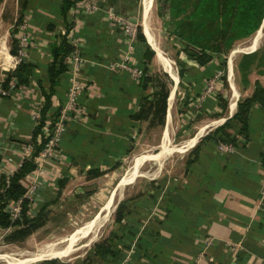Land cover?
<instances>
[{"label":"crops","instance_id":"crops-1","mask_svg":"<svg viewBox=\"0 0 264 264\" xmlns=\"http://www.w3.org/2000/svg\"><path fill=\"white\" fill-rule=\"evenodd\" d=\"M103 10L78 17V24L68 30L65 24L71 20L69 17H75L74 8L69 9L68 20L62 13L60 0L28 1L24 21L28 23L31 39L24 60L33 64L32 73L28 83L19 84L16 91L0 99V153L3 159L6 155L10 158L9 166L23 159L33 139L39 143L42 130L35 112H43L45 120L53 114L66 100L75 70L79 73L76 76L88 85L79 99L83 112L66 125L61 143L67 158L63 163L64 159L57 157L52 169L58 174L70 169H82L86 173L92 165L107 169L114 163L112 160L132 148L134 139L142 134L140 126L145 118L137 119L133 114L143 102L145 89L140 82L143 75L137 77L118 65L128 43L121 27L111 23ZM149 10L144 15L143 4L142 27L153 48L151 62L146 61V43L138 34L131 40V61L145 73V66L151 64L156 55L165 73L173 79L164 137L168 135L172 120L171 97L174 100L180 85L184 98H190L189 105L200 107L197 119L203 113H207V118L201 116V126L186 140L184 150L189 158L175 189L164 195L154 193L118 200L114 206L119 202L126 204V214L116 222L115 249L92 256V262L264 264V198L260 191L264 178V106L258 100L252 102L246 131H240L242 124L233 117L239 101L252 96L257 85L264 86V72L253 70L243 75L229 59L223 64L225 58L219 55L205 65L189 60L191 67L183 66L182 74L175 69L177 78L161 61L156 45L148 37L146 17L149 18ZM64 38L73 48L64 56L65 69L53 82L50 77L54 59L52 45L60 44ZM0 40V60L7 66L14 53L10 52L5 40ZM259 43L254 48L247 44L241 50L256 52ZM17 46L19 48V43L16 51ZM77 50L84 59L81 65L75 64L73 58ZM47 93L51 96L43 109ZM232 104H235L233 108ZM228 120L233 121L234 127L230 128L229 138L224 139L219 128ZM133 122L136 127L132 126ZM221 140L233 141L234 149H220ZM91 259L80 264H88ZM55 264L75 263L57 261Z\"/></svg>","mask_w":264,"mask_h":264},{"label":"rangeland","instance_id":"rangeland-1","mask_svg":"<svg viewBox=\"0 0 264 264\" xmlns=\"http://www.w3.org/2000/svg\"><path fill=\"white\" fill-rule=\"evenodd\" d=\"M28 1L0 0V39L6 41L10 52L14 54L18 53V46L16 51V45H18L20 32L22 33L23 31V28L20 26L25 22L24 20L27 16L25 8ZM36 1L41 3L46 2V0ZM60 1L62 3V0ZM104 3L105 5H103ZM78 5L82 7V11L76 12L75 17L72 18L71 16V18L69 17L71 20H69V9L75 8ZM193 8L194 6H190V4L187 7L188 11H192ZM69 9L65 15V18L69 20L65 24L68 30L73 24H78L77 21L80 20L78 17L104 9L105 17L114 25L118 26V23L111 17L110 13L125 19H131L137 25V34L143 33V0H103V3H101V0H72ZM260 11L264 17V6ZM149 19L159 45L165 54L172 58L174 61L173 65L176 69L181 70L183 66L187 68L191 67L188 64V61L191 59L188 58L186 52L181 51L187 44L185 38H189L188 35L190 34L188 33L191 30L177 26L176 20L172 16L171 6L168 0H153L149 10ZM256 30L249 35L235 38L232 48L225 49L221 54L220 52H214L213 58H218L219 55H223L225 59H229L230 64L234 63L243 75L253 70L264 72V25L258 50L252 53H246L241 50L247 44H250ZM180 31H187L188 35L185 34V38H183L180 35ZM118 32L120 33L121 30H118ZM237 48H239L237 51H233V49ZM152 56L153 53L148 54L145 57L146 61L151 62ZM227 63L228 61L225 62V64ZM5 67L6 64L0 60V84L7 87L12 78L9 79L7 84H5V79L8 73L16 66ZM146 73H148V76ZM145 75L147 79H143ZM180 78L183 81V78ZM140 82L148 85L146 90L143 91V102L138 110L142 116L141 118H145L144 120L142 119L140 126L143 132L138 138L134 139L135 143L133 147L131 146L132 148L127 149L126 153L121 155L117 160H112L114 163L107 169L101 168L103 171L100 174L93 176L88 173L93 165L86 169V173L82 169H70L69 172L64 171L58 174L57 170L52 168L58 160L57 157H61L60 159L63 158L64 161L62 162L65 163L67 155L63 149L62 151H58V154H53L52 156L42 155V158L38 162L33 157V159H29L35 163V167L26 175L25 183L34 187L35 190L30 193L31 198L29 199L31 201L29 202L28 214L31 216L37 215L39 209L42 208L40 212L41 218L39 220L43 222L32 233L20 240H11L8 238L9 233L17 225L0 227V264L11 263L6 258L8 254L18 255L20 257L44 248L64 245L69 241V238L74 237L84 226H91L95 222L96 225L94 224V227H92L93 231L90 230L85 235L82 234L78 239L79 241H75L77 246L75 250L67 255L56 257V261L62 263L72 261V263L80 264L84 260L91 259L92 256L96 257L98 254L111 252L115 249L117 237L116 215L121 211L122 207L121 205L119 208L118 205L116 207L114 206L118 200L132 199L139 195L148 196L154 193L164 195V193H171L175 189L183 176V172H185L186 161L189 158V154L187 155L186 150H184L186 140L201 126L203 119V117L201 119V116L207 118V113H200V119H197L200 107L193 104L189 105L190 98L189 96L188 98H184V89L180 85L173 100L172 120L170 122L169 132L164 137L165 114L160 109V105L162 104L160 91L165 85L171 87L173 79L165 73L162 64L155 55L152 63L147 66ZM19 84L20 86L23 85V83ZM20 86H17L13 92ZM50 96L48 97L46 95V100L42 103L43 109L47 107ZM223 102L226 105L225 99ZM57 110L58 108L47 118L48 120H52L50 125L54 124ZM41 114L44 116L43 112ZM44 119L42 117L38 120L39 123L41 121L43 124ZM135 123L133 122V127L137 126ZM39 129L42 130V127ZM32 143V155L38 154L42 146L45 145V141L38 144L35 139H33ZM62 145L64 144L60 140L58 147L63 148ZM145 152V159L140 165L138 173L134 174L132 179L123 181L122 179L126 175L131 174L133 168H136L140 154H144ZM5 159L7 161L4 167L8 166V160L10 158L6 155ZM15 164L16 162H12L11 166ZM1 169L0 173H2ZM119 191L121 192L119 193ZM108 201H110L109 206H107ZM100 221L101 223H99ZM48 259L50 258L37 259L21 264H45L48 262ZM91 261L93 260L91 259Z\"/></svg>","mask_w":264,"mask_h":264},{"label":"trees","instance_id":"trees-1","mask_svg":"<svg viewBox=\"0 0 264 264\" xmlns=\"http://www.w3.org/2000/svg\"><path fill=\"white\" fill-rule=\"evenodd\" d=\"M71 1L72 0H62L61 8L64 15H66ZM168 3L171 6L172 16L174 20H176L177 26L179 28L191 30L188 33L190 35L187 34V31H180V35L183 38H185V34L189 37L185 38L187 44L181 51L186 52L189 59L199 64H207L213 58L214 52H220L221 54L225 49L232 48L235 38L249 35L255 29L258 30L264 18L263 14L260 13L261 8L264 6V0H168ZM189 4L190 6H194L192 11H188L187 9ZM192 28L197 31H193ZM138 37L146 43L147 55L152 54L153 49L147 43L144 33H139ZM72 48V45L66 38H64L60 44L54 43L52 45L54 59L50 65V77L53 82L55 81V76L65 69L64 56ZM225 62L226 59L223 61V64H225ZM32 68L33 64L31 62L25 60L21 61L8 73L5 84L14 76H16L19 83H28ZM146 69L147 67L145 66V70ZM180 73H183V69L180 70ZM147 74L148 73H146V75ZM166 74L168 75V73ZM146 75L143 79H147L148 75ZM147 87L148 85L143 84L145 90ZM169 92L170 87L167 85L160 91L162 103L160 109L163 110L164 114L167 109ZM47 96L49 97L50 93H47ZM254 100L260 101L264 106V86L257 85L252 96L243 98L239 101L238 111L233 117L241 122L240 131H246L247 129L248 113ZM136 112L133 114V117L141 118L142 116L139 111ZM232 123V120H228L219 128L222 138L228 139L232 134L230 129L234 127ZM41 125L42 122L40 121L39 128ZM2 162L3 156L0 153V165ZM34 167L35 163L26 159L22 166L13 174H10L9 177H7V174L3 171L0 173V186L4 188L3 191H0V227L17 225L8 235V238L11 240L24 239L43 222L39 220L41 218L40 212L42 208L39 209L37 215H29L30 201L28 198L23 197L27 189L25 177ZM102 171L103 170L99 166H93L88 173L94 176L100 174ZM21 197V217L13 218L10 211L7 209V204L12 199H19ZM120 205L123 207V210L121 207V211L116 215L117 223L120 222L126 214L124 204L120 202L118 208ZM55 262H57L56 258H51L48 259L47 263L55 264ZM88 264L95 263L90 261Z\"/></svg>","mask_w":264,"mask_h":264},{"label":"built area","instance_id":"built-area-1","mask_svg":"<svg viewBox=\"0 0 264 264\" xmlns=\"http://www.w3.org/2000/svg\"><path fill=\"white\" fill-rule=\"evenodd\" d=\"M82 11V7L78 5L74 8V12H80ZM111 17L116 20L118 25L121 27L122 31L125 34L126 42L128 43L127 48L123 52V55L118 61V65L127 68L130 70L135 76L140 77L144 74V71L142 68H140L137 64L132 63V49L133 44L131 40L137 35V25L134 21L131 19H125L123 17H119L113 13H110ZM23 28L22 33L20 32L19 36V48L18 53L12 55V60L10 63L7 64L6 67L12 66L15 67L24 60V55L27 53V48L30 42V33L28 30V23L27 21L23 22L20 26ZM73 58L75 59V64L81 65L84 61L83 57L80 55L79 51H75L73 54ZM78 73L77 70H75V75L72 77V81L69 85V88L67 90V98L66 100L60 104L57 110L56 119L54 120V124L50 125L52 120L44 119V124L42 125V138L39 140L38 144H41L45 141V145L42 146V149L39 151L38 154H33V144L29 143L26 148V154L24 153L23 159L19 162H16L15 165L12 166H5L6 165V159H3V165H0V168L3 172L7 174V177H9L10 174H13L15 171H17L24 161L26 159H33L38 162L40 158H42V155H50L58 154V151H62V148H59L58 145L60 143L63 131L66 127V125L74 120L77 119L78 116L83 112V109L81 108V102H80V96L83 93V91L88 87L87 81L84 79L79 78L76 76ZM19 86L18 79L16 77H12L10 80V84L7 85V87L0 84V99L4 96L10 95L13 90ZM212 86V85H211ZM35 117L40 120L42 118V114L39 111L35 112ZM219 148L223 150H233L234 149V143L231 140H221L219 142ZM33 157V158H32ZM1 163V164H2ZM2 166V167H1ZM37 167V166H36ZM33 170V169H32ZM31 170V171H32ZM30 171V172H31ZM9 180V179H8ZM27 189L23 195V197L31 198V192L35 190L34 187H31L27 185ZM4 188L0 187V191H3ZM261 195L264 198V178L261 183ZM29 201H31L29 199ZM21 203H22V197L19 199H12L7 204V209L10 211L13 218L21 217Z\"/></svg>","mask_w":264,"mask_h":264},{"label":"bare ground","instance_id":"bare-ground-1","mask_svg":"<svg viewBox=\"0 0 264 264\" xmlns=\"http://www.w3.org/2000/svg\"><path fill=\"white\" fill-rule=\"evenodd\" d=\"M151 0H143V4H144V15L145 13L147 12V10L150 8L151 4H152V1L150 2ZM150 4V5H149ZM149 5V6H148ZM148 6V7H147ZM149 21V18L146 17V26H147V31H148V37L150 39L151 42H153V44H155L157 50H158V54H159V58L161 59V61L167 66L169 67L170 69H172L174 72H175V75L176 77L178 78V74L176 72V67L173 65V60L172 58H170L168 55L165 54V52L163 51V49L161 48V46L157 45V42L156 41V37L154 35V31L153 29L151 28V24ZM263 25H264V18L262 20V23L259 27V29L256 31L255 35L253 36V40L252 42L248 45V47H251V48H254L258 45V42L260 41V37L262 36L263 34ZM261 43V42H260ZM152 44V43H151ZM152 44V45H153ZM241 46V45H240ZM246 47V46H245ZM239 48H237L236 50H238ZM233 55V54H232ZM235 55V54H234ZM173 66V67H172ZM173 75V74H172ZM175 90V88L173 89ZM173 93V92H172ZM174 97V95H172ZM171 101L172 100V97H171ZM235 104H232V108ZM171 121V120H170ZM196 139V138H195ZM195 139H193V141H195ZM146 155V152L144 154H140V157L138 158L137 160V166L136 168H133V171L131 172V174H128L126 175L122 180L123 181H128L130 179H132V177H134V174L138 173L139 171V167L140 165L144 162V157ZM149 155V154H148ZM131 170V169H130ZM148 170V169H147ZM146 170V171H147ZM145 171V172H146ZM141 175V174H140ZM123 189V188H122ZM117 192V191H116ZM121 191H119L120 193ZM116 194V193H115ZM122 195V194H121ZM121 197V196H120ZM122 198V197H121ZM110 204V201L107 202V206H109ZM114 208V207H112ZM113 210V209H112ZM104 214V213H103ZM105 217V216H103ZM105 219V218H103ZM95 220V219H94ZM106 222V221H105ZM96 223V222H95ZM94 223V224H95ZM101 223V221L99 222ZM104 224V223H103ZM96 225V224H95ZM98 225V223H97ZM92 227L93 226H85L83 227L74 237H71L69 238V241L64 244V245H55V246H52V247H49V248H44V249H41L39 251H36V252H33V253H30L28 255H24V256H14V255H10L8 254L7 255V259L11 262V263H14V264H21V263H25V262H29V261H33V260H37V259H43V258H53V257H61V256H64V255H67L68 253H70L71 251H73V248L76 246L75 245V241H77L79 239V237H81L82 234H86L88 233V231L92 230ZM93 231V230H92ZM98 232V231H97ZM95 234V233H94ZM97 234V233H96ZM92 235V234H91ZM96 236V235H95ZM92 237V236H91ZM89 240V239H88ZM99 240V239H98ZM79 241V240H78ZM65 243V242H64ZM90 246V245H88ZM40 249V248H39ZM17 250V249H16ZM27 250V249H25ZM14 251V250H13ZM8 253V252H7ZM72 253V252H71ZM22 255V254H21ZM3 256H6V255H3ZM5 258V257H4ZM65 259V258H64ZM70 259V258H68ZM72 260V259H71ZM6 261V260H4ZM8 262V261H7ZM9 263V264H11Z\"/></svg>","mask_w":264,"mask_h":264},{"label":"water","instance_id":"water-1","mask_svg":"<svg viewBox=\"0 0 264 264\" xmlns=\"http://www.w3.org/2000/svg\"><path fill=\"white\" fill-rule=\"evenodd\" d=\"M101 3H103V0H101ZM223 56V55H222Z\"/></svg>","mask_w":264,"mask_h":264}]
</instances>
